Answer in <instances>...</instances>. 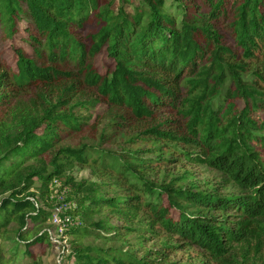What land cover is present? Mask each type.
<instances>
[{
  "label": "trees",
  "instance_id": "1",
  "mask_svg": "<svg viewBox=\"0 0 264 264\" xmlns=\"http://www.w3.org/2000/svg\"><path fill=\"white\" fill-rule=\"evenodd\" d=\"M249 68L264 78V0H0V264H42L51 212L32 190L39 183L46 196L66 163L85 167L100 153L65 144L96 129L82 112L98 106L175 143L235 192L156 185L130 154L104 152L101 168L130 189L109 197L93 184L78 198L84 226L65 231L68 264H153L152 250L138 257L117 242L139 216L214 258L246 244L250 223L264 227V82L248 88ZM185 79L192 98L180 92ZM174 116L182 127L162 131Z\"/></svg>",
  "mask_w": 264,
  "mask_h": 264
},
{
  "label": "rangeland",
  "instance_id": "2",
  "mask_svg": "<svg viewBox=\"0 0 264 264\" xmlns=\"http://www.w3.org/2000/svg\"><path fill=\"white\" fill-rule=\"evenodd\" d=\"M118 2L119 0H116V7ZM127 9L132 10L130 5L127 6ZM98 63L104 64L105 58L100 57ZM187 80L185 79L181 83L180 92L183 97L192 98L195 91L190 90L188 83H185ZM241 80L248 88L250 85H259L264 82V78H261L259 73L250 68L241 73ZM228 82L229 79L226 80V86ZM82 113L92 118L91 123H95L96 129L88 133L85 138L75 137L65 144L75 148L86 143L92 148H96L100 153L89 151V164L85 167L66 163L63 175L54 181L46 196L41 194L39 183L34 185L32 191L37 195V203L40 206H49L50 212L56 208H61L64 212L77 217L79 226H84L82 217L74 214V212L79 207L78 198L82 197L93 184H98V187L105 190L109 197L115 196L118 192L122 194L123 190L130 189L121 178L114 173L108 174L101 168V163L97 158L104 152L114 153L125 158L128 157L127 154H130L132 156L129 157L132 158L130 162L134 165L135 171L145 180L156 185L172 184L174 188H190L191 185H195L198 191L210 190L215 187L221 190V193L235 192L231 186L228 187L225 184L226 179L217 171L206 165L193 164L184 160L180 153L173 148L175 143L152 135H140L141 127L129 125V122L116 118L111 110L103 106L91 108L89 112L83 111ZM170 120L173 122L162 128V131L180 129L184 124L178 116H174ZM157 160H170L171 162L170 164H163ZM68 178L71 180L66 186ZM106 214L104 212L99 217ZM141 218L139 216L132 224L137 231L117 242L122 243L125 240L128 243V250L134 251L138 257L143 256L146 251L152 250L150 259L155 260L153 264H264V227L254 222L247 227L246 244H235L226 257L214 258L196 245H180L181 241L169 239L162 235L160 230H155V233H152L146 221ZM109 222L111 227L124 224L117 217H110ZM45 227L49 233H58V244H53L50 241L45 254L38 255L39 261L42 264H57L58 260H61L62 264H68L67 257L70 252L68 251L69 244L65 237V231L73 227L65 228L64 233L57 231L49 221L44 225ZM10 230V237L15 236V228L11 226ZM87 243L102 244L92 240H88ZM0 244L3 243L0 241ZM7 244L9 247L12 242L9 241ZM173 244L176 245V248L172 250L165 248L166 245ZM7 246L6 244L2 245V249L5 250Z\"/></svg>",
  "mask_w": 264,
  "mask_h": 264
},
{
  "label": "built area",
  "instance_id": "3",
  "mask_svg": "<svg viewBox=\"0 0 264 264\" xmlns=\"http://www.w3.org/2000/svg\"><path fill=\"white\" fill-rule=\"evenodd\" d=\"M49 222L55 229L61 233H64V229L67 227H78L79 219L74 217L72 214L68 212H64L61 208H56L51 211V216L49 218ZM58 233H49L50 241L53 244H58ZM57 264H62L61 260H58Z\"/></svg>",
  "mask_w": 264,
  "mask_h": 264
}]
</instances>
